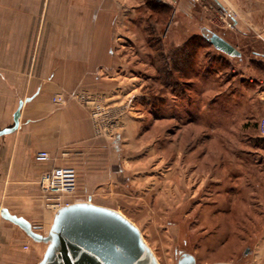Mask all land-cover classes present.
<instances>
[{
	"label": "crops",
	"instance_id": "1",
	"mask_svg": "<svg viewBox=\"0 0 264 264\" xmlns=\"http://www.w3.org/2000/svg\"><path fill=\"white\" fill-rule=\"evenodd\" d=\"M156 1L175 17L182 0ZM143 6L138 0H0V131L14 125L20 101L32 98L18 131L0 137V204L42 234L56 211L37 185L45 172L76 168L72 201L113 209L127 181L154 160L141 136L146 121L136 108V71L144 66L138 50L146 48L149 29L140 15ZM241 22L247 124L264 116V0H243ZM79 91L100 96L114 119L109 135H97L90 107L70 98ZM60 94L67 98L62 107L52 102ZM43 151L51 159L38 163L36 154ZM255 152L264 157V146ZM258 241L264 248V234ZM46 248L0 216V264H39Z\"/></svg>",
	"mask_w": 264,
	"mask_h": 264
},
{
	"label": "rangeland",
	"instance_id": "2",
	"mask_svg": "<svg viewBox=\"0 0 264 264\" xmlns=\"http://www.w3.org/2000/svg\"><path fill=\"white\" fill-rule=\"evenodd\" d=\"M138 1L153 32L138 50L136 108L154 160L127 181L113 209L141 230L160 264L184 254L196 264H264V157L255 152L264 139L256 122L243 121V0H182L175 17L154 15L158 26L148 22L147 2L156 0ZM203 31L242 56L215 50ZM187 43L199 48V70L185 78L171 62Z\"/></svg>",
	"mask_w": 264,
	"mask_h": 264
},
{
	"label": "water",
	"instance_id": "3",
	"mask_svg": "<svg viewBox=\"0 0 264 264\" xmlns=\"http://www.w3.org/2000/svg\"><path fill=\"white\" fill-rule=\"evenodd\" d=\"M213 47L229 57L241 53L221 36L203 31ZM32 98L21 100L13 116L14 125L0 131V137L20 128L21 112ZM0 216L19 228L35 243L47 246L39 264H160L141 230L118 210L79 201L55 211L46 234L38 232L28 220L12 214L0 204ZM178 264H196L184 254ZM229 264V263H217Z\"/></svg>",
	"mask_w": 264,
	"mask_h": 264
},
{
	"label": "built area",
	"instance_id": "4",
	"mask_svg": "<svg viewBox=\"0 0 264 264\" xmlns=\"http://www.w3.org/2000/svg\"><path fill=\"white\" fill-rule=\"evenodd\" d=\"M226 14L223 13L222 20L226 21ZM228 26H231L228 23ZM73 100L90 107L91 117L95 126L97 135H109L107 127L113 124L114 119L106 113L100 96L88 91H79L70 97ZM66 95L60 94L53 97L52 102L59 107L66 105ZM109 125V126H108ZM258 134L264 139V116L258 122ZM38 163H44L51 159L48 152H39L35 157ZM40 192L42 193L46 206L52 210H58L62 207L74 203L78 191V172L74 167L54 168L45 172L37 181ZM76 201V200H75ZM27 248V247H26Z\"/></svg>",
	"mask_w": 264,
	"mask_h": 264
},
{
	"label": "trees",
	"instance_id": "5",
	"mask_svg": "<svg viewBox=\"0 0 264 264\" xmlns=\"http://www.w3.org/2000/svg\"><path fill=\"white\" fill-rule=\"evenodd\" d=\"M144 3H145V0H144ZM147 5L149 7V10H151L153 12L152 15H150V17L148 18V22L149 23L154 22L155 26H158L160 24V20L155 19L156 17L154 15H157L159 17H164L166 15L171 14V11H172V9L169 6H167L161 2H158V1H154V5H152L150 2H147ZM152 32H153V30L149 27V29L147 30V36L150 37L152 35ZM204 38L208 41V39L205 36H204ZM208 43L211 45V43L209 41H208ZM211 46L213 47V45H211ZM194 47L195 46L193 44L187 43L186 45L181 46L180 51L178 53H176L177 59H176V61H172L171 63H173V65L175 67V71H176L175 73L177 75H183L184 77L185 76L189 77V75L192 76V75L198 74L199 69H197V68L199 67V65L197 66V64L195 62L198 58L197 55L199 52V48L197 47L196 49H193ZM194 68H196V69H194ZM194 70L196 71V73H194ZM190 84H192V83H190ZM259 121H260V119L258 121H256V123H255L256 129L258 127Z\"/></svg>",
	"mask_w": 264,
	"mask_h": 264
}]
</instances>
